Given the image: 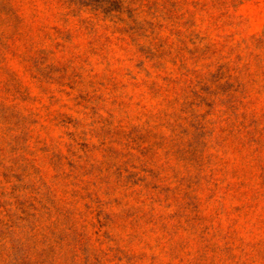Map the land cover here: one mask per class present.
I'll return each mask as SVG.
<instances>
[{"label":"rangeland","instance_id":"rangeland-1","mask_svg":"<svg viewBox=\"0 0 264 264\" xmlns=\"http://www.w3.org/2000/svg\"><path fill=\"white\" fill-rule=\"evenodd\" d=\"M0 264H264V0H0Z\"/></svg>","mask_w":264,"mask_h":264}]
</instances>
